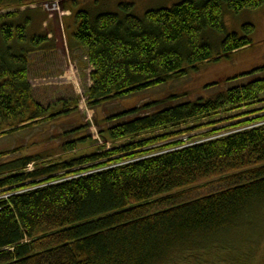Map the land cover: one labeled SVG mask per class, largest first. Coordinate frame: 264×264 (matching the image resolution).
Listing matches in <instances>:
<instances>
[{
    "label": "trees",
    "instance_id": "1",
    "mask_svg": "<svg viewBox=\"0 0 264 264\" xmlns=\"http://www.w3.org/2000/svg\"><path fill=\"white\" fill-rule=\"evenodd\" d=\"M263 6L264 0H181L143 16L134 13L133 3L120 4L118 12H75L74 35L92 67V84L85 89L89 107L185 77L189 68L252 45L254 25L244 26V36L227 33L226 12ZM15 14L0 17L7 22L0 33L5 43L0 137L60 116L35 99L29 57L19 51L27 28L11 22ZM213 34H225L218 49ZM260 73L264 67L230 78L253 77L213 100L164 109V102L155 101L110 114L98 123L102 148L84 125L67 131L79 136L63 148L76 152L71 157L0 163V264H259L264 76H255ZM60 101L64 111L77 107ZM190 124L207 129L206 138L179 139L190 133L183 129ZM204 182L217 189L192 195Z\"/></svg>",
    "mask_w": 264,
    "mask_h": 264
},
{
    "label": "rangeland",
    "instance_id": "2",
    "mask_svg": "<svg viewBox=\"0 0 264 264\" xmlns=\"http://www.w3.org/2000/svg\"><path fill=\"white\" fill-rule=\"evenodd\" d=\"M181 0H0V17L16 13L11 18L14 25H26V40L19 43V51L29 57V75L34 85L35 99L44 104L52 105V113L60 115L42 125L30 127L10 135L0 137V154L8 152V156L0 160L8 162L29 156L45 157L46 160L66 159L76 154L64 153V146L76 141L77 133L67 135L86 125L87 136L99 140L98 148L104 142L100 140L98 123L110 114H117L134 109L151 102H164L160 108L178 105L188 101H208L217 98L232 87L242 86L253 77L230 78L264 67V6L255 11H245L240 14L226 12L225 23L227 33L245 35L244 26L252 24L255 31L251 34L252 45L234 52L228 57L204 63L197 70L189 68L185 77L167 81L156 87H151L134 95L119 98L99 104L95 109L89 107L85 89L91 84L92 68L87 64L85 49L79 46L76 38V17L74 13L88 9L95 15L103 11H119L122 3H133L135 14L143 16L152 8L161 6L171 7ZM7 22L0 19L1 26ZM48 34L51 38H48ZM225 34H213L212 43L220 48ZM0 47L4 48L0 34ZM35 39L39 43L36 45ZM14 42V45L16 44ZM260 73L255 77H263ZM211 84H218L211 86ZM60 100L77 102L71 111H64ZM60 112V114L58 113ZM244 113H247L244 111ZM253 117H248L251 119ZM240 118L228 124H221L218 128L240 122ZM206 124V123H203ZM196 124L183 129H192L190 133L179 139L186 143L202 141L207 129L198 128ZM224 132H220V134ZM95 146V145H94ZM109 144L107 149H111ZM85 151H82L83 154ZM88 152V151H87ZM78 154V153H77ZM32 168V167H31ZM211 184L200 183L191 192L192 195H201L217 189ZM259 264H264V244L259 250ZM258 264V263H257Z\"/></svg>",
    "mask_w": 264,
    "mask_h": 264
}]
</instances>
